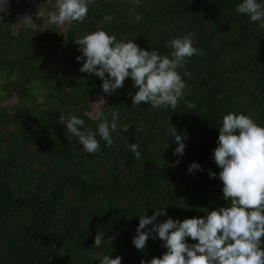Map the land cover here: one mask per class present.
I'll return each instance as SVG.
<instances>
[{
	"label": "trees",
	"instance_id": "trees-1",
	"mask_svg": "<svg viewBox=\"0 0 264 264\" xmlns=\"http://www.w3.org/2000/svg\"><path fill=\"white\" fill-rule=\"evenodd\" d=\"M241 2L92 0L83 23L45 28L41 7H53L52 0H36L30 24L21 23L23 13L0 20V264H100L104 256L150 262L167 249L158 237L143 251L135 248L140 216L165 208L156 223L183 221L230 207L212 158L223 116L245 114L264 127V28L237 12ZM98 30L169 56L167 41L195 33L203 54L178 71L187 84L184 99L196 107L132 105L128 93L138 89L130 77L104 93L103 81L81 73L83 61L76 59L82 52L75 40ZM113 109L119 126L107 146L97 114L110 123ZM61 113L96 132L98 153L82 150L59 122ZM123 125L128 132L120 131ZM171 125L187 136L182 156L173 154ZM130 143L139 145V159ZM193 162L203 171L190 173ZM97 233L105 239L94 247Z\"/></svg>",
	"mask_w": 264,
	"mask_h": 264
},
{
	"label": "clouds",
	"instance_id": "clouds-1",
	"mask_svg": "<svg viewBox=\"0 0 264 264\" xmlns=\"http://www.w3.org/2000/svg\"><path fill=\"white\" fill-rule=\"evenodd\" d=\"M91 2L56 0L53 6L56 11L48 13L47 21L58 26L83 23ZM5 3L6 0H0V10ZM237 12L247 15L251 22H258L264 28V2L242 0L237 5ZM31 19L27 14L21 18L25 22ZM105 19L111 21L114 17L108 15ZM136 19H140L139 15ZM194 36L195 33L189 32L167 41L173 49L169 56L142 49L133 40H117L115 35L98 30L75 40L82 52L76 59L83 61L79 71L100 78L104 93L109 95L122 88L126 78L130 77L133 87L138 89L134 95L128 93L132 105L147 103L155 109H176L183 101L189 109H193L195 103L184 99L187 84L178 69H184L189 58L203 54L194 46ZM184 75L190 76L186 70ZM97 115L103 121L97 131L107 146H112V133L119 126V112L113 109L110 123L104 119L102 112ZM59 122L78 139L84 152L96 154L100 151L96 132L87 128L83 119L74 114L61 113ZM129 128V125H123L120 131L125 133ZM167 136L173 137L177 144L173 154L182 156L186 134H178V130L171 125ZM128 147L139 159V145L130 143ZM212 158L221 169L219 179L223 183V199L230 201V207H221L206 216L183 221L168 218L156 223L157 217L167 215L165 208L156 210L152 216H140L137 234L132 241L135 248L143 251L150 238L154 240L158 237L167 249L162 257H153L150 262L141 260V264H264V127L245 114L230 112L224 115ZM178 164L179 160L174 162V165ZM194 170L203 171L198 163L193 162L188 171L191 173ZM216 175L209 170L210 178ZM188 237L197 243H188ZM104 239L103 233H97L93 246L99 247ZM100 264H122V257L113 259L104 256Z\"/></svg>",
	"mask_w": 264,
	"mask_h": 264
},
{
	"label": "water",
	"instance_id": "water-1",
	"mask_svg": "<svg viewBox=\"0 0 264 264\" xmlns=\"http://www.w3.org/2000/svg\"><path fill=\"white\" fill-rule=\"evenodd\" d=\"M34 0H6L3 10H0V20H3L6 14L17 15Z\"/></svg>",
	"mask_w": 264,
	"mask_h": 264
},
{
	"label": "rangeland",
	"instance_id": "rangeland-1",
	"mask_svg": "<svg viewBox=\"0 0 264 264\" xmlns=\"http://www.w3.org/2000/svg\"><path fill=\"white\" fill-rule=\"evenodd\" d=\"M33 2H31V3H29V5H28V7L27 8H25L24 9V11H23V16H25V14H27L28 15V8H33V10L35 9V8H37L38 6H36V7H34V5L32 4ZM55 3H56V0H52V5L54 6L55 5ZM43 7V8H42ZM41 7V9H42V13L43 14H45V12H44V10L46 11V15H48V13H50V12H52V11H56V9L54 8V7H51V5H44V6H42ZM44 9V10H43ZM4 20V19H3ZM21 23H24V24H26V25H28V24H30V22H25V21H23L22 20V22ZM50 25V23H48V21L46 22V24H43V26L45 27V28H47L48 26ZM52 25V24H51Z\"/></svg>",
	"mask_w": 264,
	"mask_h": 264
},
{
	"label": "flooded vegetation",
	"instance_id": "flooded-vegetation-1",
	"mask_svg": "<svg viewBox=\"0 0 264 264\" xmlns=\"http://www.w3.org/2000/svg\"><path fill=\"white\" fill-rule=\"evenodd\" d=\"M34 1H36V0H34ZM34 1H32V2H33L32 4H33V5H36V3H34ZM27 7H28V6H27ZM27 7H25V8H27ZM25 8H24V9H25ZM24 9H23V11H24ZM23 11L19 12L17 15H20V14H22V13H23Z\"/></svg>",
	"mask_w": 264,
	"mask_h": 264
}]
</instances>
